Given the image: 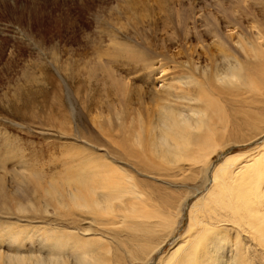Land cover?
Wrapping results in <instances>:
<instances>
[{
  "label": "bare ground",
  "instance_id": "bare-ground-1",
  "mask_svg": "<svg viewBox=\"0 0 264 264\" xmlns=\"http://www.w3.org/2000/svg\"><path fill=\"white\" fill-rule=\"evenodd\" d=\"M230 37L202 72L189 70L199 80L186 74V88L161 86L165 99L143 122L124 107L116 128L96 125L106 144L68 154L45 183L31 175L39 202L0 208L9 222L3 228L0 220V239L15 249L0 264H67L56 261L64 251L73 264H251L253 250L263 259L264 25L235 24ZM235 147L246 150L223 153ZM184 179L196 185L173 200L169 191L183 189ZM185 210L187 226L173 237ZM231 230L241 239L231 240Z\"/></svg>",
  "mask_w": 264,
  "mask_h": 264
},
{
  "label": "rangeland",
  "instance_id": "rangeland-1",
  "mask_svg": "<svg viewBox=\"0 0 264 264\" xmlns=\"http://www.w3.org/2000/svg\"><path fill=\"white\" fill-rule=\"evenodd\" d=\"M239 23L264 25V0H0V208L36 205L30 176L45 183L68 154L85 150V144H106L96 125L103 131L116 128L124 107L143 122L165 97L163 87H188L186 74L199 80L189 70L202 72L220 39L230 37ZM190 180L169 191L173 200L196 185ZM154 186L161 202L170 198L160 183ZM192 202L189 198L187 207ZM183 216L173 237L187 226V210ZM6 217L0 212L3 228ZM20 231L23 237L31 233ZM234 231L231 240L241 239ZM4 241L1 263L15 250ZM258 256L250 253L251 264L264 263ZM39 257L50 259L45 251ZM59 260L74 263L68 251Z\"/></svg>",
  "mask_w": 264,
  "mask_h": 264
}]
</instances>
